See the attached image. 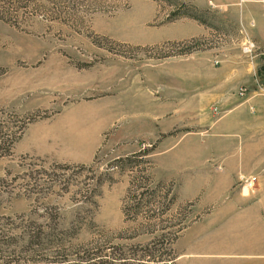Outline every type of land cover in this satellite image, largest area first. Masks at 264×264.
<instances>
[{
    "label": "rangeland",
    "instance_id": "rangeland-1",
    "mask_svg": "<svg viewBox=\"0 0 264 264\" xmlns=\"http://www.w3.org/2000/svg\"><path fill=\"white\" fill-rule=\"evenodd\" d=\"M263 98L264 0H0V264H235Z\"/></svg>",
    "mask_w": 264,
    "mask_h": 264
},
{
    "label": "crops",
    "instance_id": "crops-1",
    "mask_svg": "<svg viewBox=\"0 0 264 264\" xmlns=\"http://www.w3.org/2000/svg\"><path fill=\"white\" fill-rule=\"evenodd\" d=\"M250 1V0H247ZM246 93V90H240L238 92L239 96H244ZM252 100L249 101V103ZM261 102H256L255 106L256 109H249V107H241V109H238L237 112H233L235 114H238L240 118L237 120V125L235 126L236 132L235 134L239 135L244 142V144L251 143L254 144L255 142H249L248 138L250 136H254L256 132L259 133V145L264 146V98L263 100H260ZM253 113V115L251 114ZM261 148H259L260 150ZM229 160H235L237 162H240L238 164L239 167L243 168L244 170L250 171L254 176H257L258 178V186H257V192H255L253 197H255L257 206L256 208H252L249 211H244V215L251 213L254 220L253 225L256 227L262 226V231L264 232V153L261 152L259 155L253 154L252 156H249L245 153L238 154V155H227V159L225 161ZM258 160V164H254L253 162ZM248 161H251V165H249ZM237 171V169H236ZM237 172L233 170L232 174L236 175ZM252 240V247L251 248H239L236 250V252L228 250H220V252H215V250H212L210 253L201 255V254H195V256H204V257H236V263L235 264H261L264 263V244H260V242H257L256 239V233L253 232ZM202 264H229L223 259L220 260V262H216L215 258H211L210 260L203 261ZM198 264V263H195Z\"/></svg>",
    "mask_w": 264,
    "mask_h": 264
},
{
    "label": "built area",
    "instance_id": "built-area-1",
    "mask_svg": "<svg viewBox=\"0 0 264 264\" xmlns=\"http://www.w3.org/2000/svg\"><path fill=\"white\" fill-rule=\"evenodd\" d=\"M242 50L246 56L250 57L256 52L257 46L251 40H247V42L244 43ZM239 183L243 196L250 197L256 192L257 177L240 176Z\"/></svg>",
    "mask_w": 264,
    "mask_h": 264
}]
</instances>
